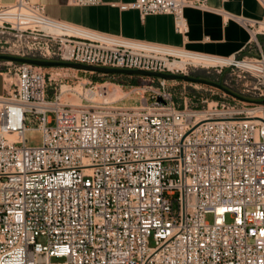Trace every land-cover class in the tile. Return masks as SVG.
<instances>
[{
    "label": "built area",
    "instance_id": "1",
    "mask_svg": "<svg viewBox=\"0 0 264 264\" xmlns=\"http://www.w3.org/2000/svg\"><path fill=\"white\" fill-rule=\"evenodd\" d=\"M191 7L206 9L207 0L120 5L142 18L171 15L180 34ZM258 26L246 52L216 68L227 71L226 88L262 103L224 94L197 104L186 97L181 106L170 81L140 77L151 82L141 104L119 105L42 72L72 70V83L91 87L81 71L0 61L13 80L0 95V264H264V22ZM79 29L17 0L0 7V55L186 75L169 66L178 56L155 49L166 47ZM27 122L38 124L39 146L26 145ZM58 258L65 262H52Z\"/></svg>",
    "mask_w": 264,
    "mask_h": 264
},
{
    "label": "crops",
    "instance_id": "2",
    "mask_svg": "<svg viewBox=\"0 0 264 264\" xmlns=\"http://www.w3.org/2000/svg\"><path fill=\"white\" fill-rule=\"evenodd\" d=\"M17 0H0V7L13 6ZM43 6L47 17L86 30L124 39L151 43L175 50L233 58L244 54L264 22L261 0H207V8H187V32L180 34L171 15L156 14L142 18L137 10H122L121 4L135 0H103L99 5L75 6L70 0H26ZM238 18L254 22V29ZM262 41V37H258ZM0 72V95L9 86Z\"/></svg>",
    "mask_w": 264,
    "mask_h": 264
},
{
    "label": "rangeland",
    "instance_id": "3",
    "mask_svg": "<svg viewBox=\"0 0 264 264\" xmlns=\"http://www.w3.org/2000/svg\"><path fill=\"white\" fill-rule=\"evenodd\" d=\"M176 51H185V50H176ZM183 58L177 57L176 61H182ZM227 64V63H225ZM221 65V64H219ZM224 65V64H222ZM183 74L196 77V78H203L207 80H211L214 82L221 83L223 77L227 75V71L221 74L219 72V68L210 67L205 68L202 65H194V63H187L181 69ZM42 72L55 76L56 73H60L61 76H64L69 80V83L72 84L71 87L74 88L75 91L86 94L89 97V94L95 92L97 95L100 94L104 89L108 91V97L110 98L109 102L120 101L118 102L119 105H140V98L144 90L148 87L151 82H148L147 79H142L140 77H129L124 75H102L98 73H78L77 77H84L86 79H90L94 82L91 87L81 88L80 86H76L73 82V77L75 76V72L72 70H62V71H54L50 69L43 70ZM6 80V84L11 83L13 80L10 79L9 76L4 77ZM156 86L157 84H153ZM170 91L176 96V100L179 105L182 106L184 102V98H194L193 102L195 104L200 103L201 99H208L210 102L220 100L223 95L225 94L221 90L216 88H212L206 85L194 83V82H187V81H170L168 83ZM91 89V90H90ZM90 92V93H88ZM120 95V96H119ZM150 97L149 94L146 95ZM122 97V98H121ZM125 97V98H124ZM117 100H116V99ZM104 98H100L97 96L96 101H102ZM254 101V100H251ZM73 102H78V99L75 97ZM27 130L25 132V140L27 146H39L42 141V133L37 129L38 124L35 122H27L26 123ZM11 138V137H10ZM206 220L210 223H214V215L208 214L206 216ZM227 223L233 222V217L231 215L226 216ZM150 247H156V242L153 238L149 240ZM53 263H63L65 262L64 258L52 259Z\"/></svg>",
    "mask_w": 264,
    "mask_h": 264
},
{
    "label": "water",
    "instance_id": "4",
    "mask_svg": "<svg viewBox=\"0 0 264 264\" xmlns=\"http://www.w3.org/2000/svg\"><path fill=\"white\" fill-rule=\"evenodd\" d=\"M0 61H10L14 63H26L32 66L40 67V68H49V67H63L68 69H73L85 73H98L102 75H124L129 77H147V78H156V79H164L167 81H187V82H194L202 85H206L212 88H216L221 90L226 95L248 103H262L259 101H251L247 98L239 96L232 90L226 88L223 84L214 82L211 80L203 79V78H196L189 75H182V74H170V73H156V72H147V71H138V70H122V69H111V68H99L93 66H86L81 64H73V63H62V62H47L41 60H34V59H24L18 58L14 56L8 55H0Z\"/></svg>",
    "mask_w": 264,
    "mask_h": 264
},
{
    "label": "bare ground",
    "instance_id": "5",
    "mask_svg": "<svg viewBox=\"0 0 264 264\" xmlns=\"http://www.w3.org/2000/svg\"><path fill=\"white\" fill-rule=\"evenodd\" d=\"M57 30L58 29H56V31ZM79 30L81 31V32L80 31L77 32L79 34L91 33L90 31L84 30L83 28L79 29ZM70 31L75 32L74 30H70ZM155 49L159 52H162V53H167V54H171V55H175V56H179V57L183 58L182 61H175L169 65L171 68L175 67L180 71H182L181 69L187 63H194V65L195 64L196 65H202V67L210 68V67L221 66L222 64H225V63H229L230 60L232 59V58H215V57H211V56L194 54V53H190V52H186V51H176L175 49H168V48H155ZM219 64H221V65H219ZM88 93H90V92H88ZM89 96H91L92 98H97V96H99V94L97 95L96 93H90ZM103 98H105L106 100L110 99L108 97V95L103 97Z\"/></svg>",
    "mask_w": 264,
    "mask_h": 264
}]
</instances>
